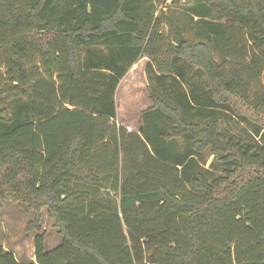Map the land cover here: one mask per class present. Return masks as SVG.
<instances>
[{"label": "trees", "instance_id": "obj_1", "mask_svg": "<svg viewBox=\"0 0 264 264\" xmlns=\"http://www.w3.org/2000/svg\"><path fill=\"white\" fill-rule=\"evenodd\" d=\"M142 57L128 131L114 95ZM0 67V215L40 230L44 209L61 236L0 264H264V0H0Z\"/></svg>", "mask_w": 264, "mask_h": 264}, {"label": "rangeland", "instance_id": "obj_2", "mask_svg": "<svg viewBox=\"0 0 264 264\" xmlns=\"http://www.w3.org/2000/svg\"><path fill=\"white\" fill-rule=\"evenodd\" d=\"M179 7V5L170 3V5H167V8L162 9V12H164L162 15L166 18L162 19L161 30L170 37L177 35L176 25H180L177 15L181 11ZM183 37L189 42L205 41L203 36L195 35L190 30H185ZM213 52L217 59L218 54L216 50L213 49ZM146 62L147 58L142 57L131 66L132 69H129L126 73L127 75L120 80L114 95L116 107L115 122L128 131H137L140 113L148 105H151L147 94ZM0 72H4L3 67H0ZM12 111L13 103L6 108V116H9ZM221 126L227 134L243 136L246 134L245 132L249 131L246 125L232 118L224 119L221 122ZM211 160L212 157L207 158V163L211 162ZM1 205L0 245L4 249L11 251L18 262L35 261L33 256V238L36 232L44 233V247L46 250L53 249L61 241V236L53 225V220L44 209L41 211L40 230H37L30 226L35 218L34 213L25 212L15 203L11 202H2Z\"/></svg>", "mask_w": 264, "mask_h": 264}, {"label": "crops", "instance_id": "obj_3", "mask_svg": "<svg viewBox=\"0 0 264 264\" xmlns=\"http://www.w3.org/2000/svg\"><path fill=\"white\" fill-rule=\"evenodd\" d=\"M164 25H165V24H164ZM130 69H132V68H130ZM126 75H127V74H126ZM126 75H125V76H126ZM125 76H124V77H125ZM149 103H150V102H149ZM148 107H149V105H148Z\"/></svg>", "mask_w": 264, "mask_h": 264}]
</instances>
